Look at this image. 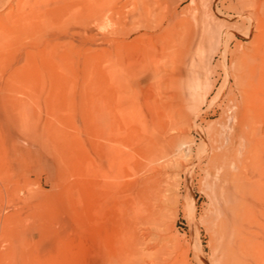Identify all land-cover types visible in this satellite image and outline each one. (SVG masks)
<instances>
[{
    "label": "rangeland",
    "instance_id": "obj_1",
    "mask_svg": "<svg viewBox=\"0 0 264 264\" xmlns=\"http://www.w3.org/2000/svg\"><path fill=\"white\" fill-rule=\"evenodd\" d=\"M38 1L0 0V264H106L122 227L140 264H264V90L237 87L263 0Z\"/></svg>",
    "mask_w": 264,
    "mask_h": 264
},
{
    "label": "bare ground",
    "instance_id": "obj_2",
    "mask_svg": "<svg viewBox=\"0 0 264 264\" xmlns=\"http://www.w3.org/2000/svg\"><path fill=\"white\" fill-rule=\"evenodd\" d=\"M117 1V0H116ZM126 1V0H125ZM132 1V0H131ZM247 1V0H246ZM37 2H39L37 0ZM41 2V0H40ZM75 2H78L76 0H67L66 2H63L61 3H58L56 4V6H54L53 8L57 7V5H60V8L58 10L59 13L62 14V12L65 10V16L66 14L68 13H72L70 10H74L73 8L75 7H78L79 6V14L81 13H96L97 10L100 11V9H104L103 11H105V8H106V4L105 3L104 5L100 6V5H97L95 7V9L92 7H89L87 3V1L85 0H82L80 1L78 4ZM86 2V3H85ZM100 2V1H99ZM244 3V2H243ZM120 4V3H119ZM119 4L117 6H108L112 12H117V13H121V7L119 6ZM42 5V4H41ZM39 6L37 3L36 4H32V5H24L22 6L21 8L19 7L17 10H16V14H13L15 16H13L11 18V22L9 25H7V29L6 31H27V30H36L38 29L39 27V23H37L36 21H34L33 19H37L38 17H40L41 15L43 16L45 14V12H48L46 10V7L45 5L43 6ZM112 5V4H111ZM255 6H253V9H254V14L253 15H249V14H245V15H239L240 16V21L241 20H244L246 21L247 23V26H246V29L244 30V33H242V36L244 38H249V36H252L253 37V41L251 43V56L245 58L246 60L241 62L240 63V66L238 68V70L240 71L239 74H240V80H239V83L237 85L240 86L241 88V91H240V98L242 100V103H245L247 101H249V99L252 97V95H257V94H261V92L264 90V0H263V3H262V6L260 5V7L258 6L257 3L254 4ZM31 6V7H30ZM138 6V5H137ZM136 6V0L133 1V8L130 10L129 14L131 13L132 17L134 16V14H138L139 12L141 13V11H139V9L137 8ZM107 7V8H108ZM139 7V6H138ZM143 7V6H142ZM30 8L31 9V12L28 13V14H24V12ZM108 8V9H109ZM199 8V7H198ZM260 9V14H261V17H258L256 14H257V10ZM50 9V8H49ZM48 9V10H49ZM107 9V10H108ZM252 9V10H253ZM63 10V11H62ZM96 10V11H95ZM144 11V9H143ZM146 11V10H145ZM206 11V10H205ZM14 13V12H13ZM49 13L50 10H49ZM100 13V12H99ZM144 13V12H143ZM206 13V12H204ZM9 14H12V12H9ZM64 14V13H63ZM142 14V13H141ZM199 14V13H197ZM69 15V14H68ZM91 15V14H90ZM128 15V14H127ZM139 15V14H138ZM11 16V15H10ZM136 16V15H135ZM141 16V15H140ZM205 17V16H204ZM9 18V17H8ZM215 18V17H214ZM205 19V18H204ZM197 20V19H196ZM136 21V20H135ZM140 21V20H139ZM206 21V20H204ZM2 22V21H1ZM193 22V21H192ZM194 22L195 19H194ZM197 23V22H196ZM201 23V22H200ZM207 23V22H206ZM195 24V23H194ZM204 24V23H203ZM183 25V24H182ZM202 25V24H201ZM238 25V24H236ZM43 26V25H42ZM239 26H242L239 25ZM244 26V25H243ZM41 27V25H40ZM181 27V25H180ZM185 27V26H184ZM183 27V29H184ZM225 27V26H224ZM236 28V26H234ZM87 27H85V29H87ZM227 28V26H226ZM230 28V27H229ZM182 29V28H181ZM182 29V30H183ZM239 29V28H237ZM244 29V27H243ZM175 30H176V27H175ZM185 30V29H184ZM187 30V29H186ZM185 30V31H186ZM230 32L232 31V34L231 35H239L241 33H237L236 30H232V29H229ZM228 30V31H229ZM177 31V30H176ZM258 31V34L257 35H254V33ZM223 32V31H222ZM228 33V32H227ZM225 36V35H224ZM226 50L228 49V44L226 43L225 47ZM244 48V47H243ZM240 52V51H239ZM248 52V53H249ZM242 54V53H240ZM243 56V55H241ZM242 58V57H240ZM225 59V58H224ZM241 61V59H240ZM223 63L224 65H226V61L223 60ZM238 80H236V83H237ZM229 82V74L226 76L225 80H224V85L226 83ZM236 87V88H237ZM225 88V87H224ZM239 88V89H240ZM224 90V89H223ZM232 91V89H231ZM220 94V93H219ZM229 94H231L229 92ZM262 96V95H260ZM219 97V95H218ZM239 97V96H238ZM258 97V96H256ZM255 97V99H256ZM264 97V95L262 96ZM258 100V99H257ZM253 101V100H252ZM261 101V100H260ZM240 102V101H239ZM257 102V101H256ZM254 103V101H253ZM260 103V102H259ZM258 103V104H259ZM240 104V103H239ZM247 104V103H246ZM244 104V106L246 105ZM255 104V103H254ZM243 105V104H242ZM263 105V104H262ZM254 106V105H253ZM248 107V106H247ZM255 107V106H254ZM256 108V107H255ZM259 108V107H258ZM263 108V107H261ZM260 108V109H261ZM251 110V109H250ZM259 110V109H258ZM258 113V111H256ZM261 112V111H260ZM262 114V113H261ZM235 129V128H234ZM235 132V131H234ZM244 133V132H243ZM234 134V133H233ZM243 134H238V136H242ZM203 136V135H202ZM235 137V134L233 135V138ZM207 139V138H206ZM235 139V138H234ZM234 142V140H232ZM231 141V142H232ZM206 143H208L206 141ZM233 157V154L230 152L227 154V159H224L222 158V161L225 162L229 159H231ZM226 186V184L224 185ZM222 196H223V202L225 204L227 203H230V198L229 197H226L227 194L224 193V191L222 190ZM215 198V197H214ZM217 201V199H215ZM216 201L214 203H216ZM262 200H260L261 202ZM262 203V202H261ZM229 205V204H228ZM218 206V205H217ZM103 207V206H102ZM118 220H121V224L124 222V217H125V211L123 209V205L122 203L119 204L118 206ZM216 207V206H215ZM227 208V207H226ZM231 208V207H230ZM223 207L220 209L217 208L218 211L217 212V217H216V220L214 221L215 222V225L217 226V229H218V232L221 233V237H225L227 235H229V229L232 225V223L235 222V218L237 217H234V215H228L227 213V209L226 210V213H225V210H222ZM232 209V208H231ZM231 212V211H230ZM214 214V213H213ZM234 214V212L232 213ZM215 216V215H213ZM212 217V216H211ZM107 218V217H106ZM215 219V217H214ZM213 219V220H214ZM212 222V221H211ZM237 224V223H236ZM210 226V225H209ZM122 227V226H121ZM211 230V229H210ZM214 230V229H213ZM112 231V230H111ZM212 231V230H211ZM127 232V231H126ZM232 232V231H231ZM212 233H214L212 231ZM148 234V233H147ZM232 235V233H230ZM235 235V234H233ZM234 237V236H233ZM116 238V236H115ZM161 238V237H160ZM225 239V238H224ZM228 240V239H227ZM231 240V239H230ZM138 241V240H137ZM220 241V239H219ZM222 241V240H221ZM220 241V242H221ZM231 242V241H230ZM235 243V242H234ZM232 244L235 245V244ZM222 244V243H220ZM113 245V244H112ZM218 245V244H217ZM223 245V244H222ZM140 246V245H139ZM230 246V244H229ZM115 247V248H114ZM221 247V246H220ZM219 248V247H218ZM224 248V247H223ZM236 248V247H235ZM113 249H114V252H111L109 253V257H108V260H107V263L106 264H140L139 261H137V257H134L133 254H134V249L128 244L126 243V233H125V230H123V227L120 228V231L117 235V242L115 244V246L113 245ZM221 249V248H220ZM219 249V250H220ZM229 250V249H228ZM237 251V250H236ZM220 252V251H219ZM223 252V250H222ZM230 252V250H229ZM139 253V252H138ZM106 254V253H105ZM262 254V253H261ZM135 255H138L135 253ZM227 256V254H226ZM144 257V256H143ZM107 258V257H106ZM139 258V256H138Z\"/></svg>",
    "mask_w": 264,
    "mask_h": 264
}]
</instances>
